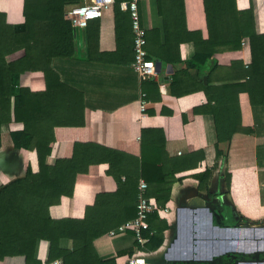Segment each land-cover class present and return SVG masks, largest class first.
Masks as SVG:
<instances>
[{"label": "crops", "instance_id": "0c3cea01", "mask_svg": "<svg viewBox=\"0 0 264 264\" xmlns=\"http://www.w3.org/2000/svg\"><path fill=\"white\" fill-rule=\"evenodd\" d=\"M130 1L121 0L118 21L114 3L105 7L102 16L92 19L80 34L72 25L74 56L53 61L60 79L73 87L72 100L82 105L85 126L77 137L85 135L86 139L89 137L107 147L125 143L136 152L143 129L158 128L164 132L170 157L198 150H203L205 157L197 168L186 172L183 181L173 186L170 201L161 215L168 228L160 248L138 249L137 238L131 231L105 233L94 240L100 257L116 256L117 264H230L232 256L239 255L231 264H264V223H250L239 215L224 177L226 169L245 172L254 169L257 205L250 206L242 197L239 203L249 216L250 212L255 214L253 209L264 207V106L252 105L247 91L239 94L242 124L254 132L235 133L225 157L217 156L213 115L196 111L207 102L203 87L208 81L216 87H232L245 81L240 67L252 62L251 46L248 38L242 37L239 47L236 19L252 17L255 31L263 34L264 0H138L148 53L161 63L152 80H143L132 66L135 58L132 17L123 5ZM207 4L213 17L219 19L216 37H210ZM24 6L25 0H0V13L5 14L7 23H23ZM223 18L228 21L221 26ZM199 52L203 54L198 57ZM209 52V58L205 57ZM195 59L199 66L187 68ZM215 63L218 67L210 74ZM178 68L183 70L178 72ZM176 74L180 83L172 87ZM20 82L31 86V72L23 73ZM38 86V89L45 87L41 75ZM144 98L147 107L142 112ZM21 127V123L10 122L2 128L0 185L24 175L29 165L34 170L38 168L35 150L14 147L10 132ZM68 144L67 134L58 138L48 162L54 163L63 156ZM207 167L212 169L211 176L202 184L199 175ZM107 170L108 164H94L87 173L79 174L74 194L54 205L52 214L83 217L98 193L117 189L116 180ZM256 236H261L258 242L252 240ZM222 240L227 241L226 248L217 249L216 244ZM123 251L126 253L118 255ZM48 257L49 243L41 240L36 250L39 264L62 260L49 261ZM0 264H26V258L7 256Z\"/></svg>", "mask_w": 264, "mask_h": 264}, {"label": "trees", "instance_id": "16d2710c", "mask_svg": "<svg viewBox=\"0 0 264 264\" xmlns=\"http://www.w3.org/2000/svg\"><path fill=\"white\" fill-rule=\"evenodd\" d=\"M81 1L25 0V21L17 24L7 23L5 14L0 13V147L3 126L21 123V128L10 132L14 147L35 150L38 159L37 170L29 165L24 175L0 185V260L23 255L26 264H39L37 245L46 240L49 261L61 258L64 264H117L116 256L100 257L94 240L137 215L141 179L148 183L146 196L156 209L148 217L149 228L142 231L145 241L137 239L135 246L145 251L157 250L165 240L168 223L161 215L174 184L183 181L186 172L197 168L205 157L203 150L170 157L164 132L158 128L143 129L136 152L125 143L107 147L86 139L85 135L77 137L85 126L82 105L72 100L73 87L60 79L53 61L75 54L74 28L66 16ZM120 2L115 1L117 21ZM207 10L210 37H216L219 19L210 13L208 4ZM227 21L223 18L219 24L223 26ZM236 29L239 47L242 37H247L251 46L252 62L240 67L245 81L232 87L211 86L208 81L203 87L207 102L196 109L214 117L218 157L228 155L235 133L254 132L242 124L239 94L247 91L252 105L264 106V33L255 31L252 17L237 18ZM210 55L211 52L205 57ZM196 60L187 68L198 67ZM217 67L215 63L209 73ZM27 71L33 81L29 87L20 82ZM40 75L45 79L43 89H38ZM174 78L172 87L180 83L179 74ZM66 134L69 141L66 153L54 163L48 162L55 141ZM104 163L108 164L107 173L116 180L117 189L98 193L83 217L54 216L51 208L63 197L74 194L78 175L87 173L91 165ZM211 172L209 167L201 171L202 184H206ZM224 177L239 215L250 223H264V207L252 208L255 214L250 212L249 216L239 203L242 197L250 206L257 205L254 169L246 172L226 169Z\"/></svg>", "mask_w": 264, "mask_h": 264}, {"label": "built area", "instance_id": "2783aa9c", "mask_svg": "<svg viewBox=\"0 0 264 264\" xmlns=\"http://www.w3.org/2000/svg\"><path fill=\"white\" fill-rule=\"evenodd\" d=\"M115 1L116 0H89L75 6L68 12L67 16L77 31H83L92 19L101 17L103 9L111 4H114ZM123 5L125 8L129 9L132 17L135 54L132 66L143 80H152L157 76L156 61L149 57L146 47V33L141 24L138 0H131L128 4L124 3ZM143 97H145V93H143ZM140 107L142 112L146 110L147 101L145 98L143 99ZM147 188L148 183L144 179H141L139 184L137 215L134 218L122 223L118 227L110 230L108 232L109 235L131 231L138 240L145 241V238L142 236V231L149 228L148 217L156 209V206L152 204L146 196ZM52 264L64 263L59 259L53 261Z\"/></svg>", "mask_w": 264, "mask_h": 264}, {"label": "rangeland", "instance_id": "374dc122", "mask_svg": "<svg viewBox=\"0 0 264 264\" xmlns=\"http://www.w3.org/2000/svg\"><path fill=\"white\" fill-rule=\"evenodd\" d=\"M87 1H89V0H83L84 3L87 2ZM208 230H209V228H206V231H208ZM260 239H261V236H256V238H252V240L255 241V242H258V240H260ZM253 241H251V239H250V244H251V243L253 244ZM216 246H217V249H218V248H226V246H227V241H226V240H222V241L219 243V245L216 244Z\"/></svg>", "mask_w": 264, "mask_h": 264}, {"label": "water", "instance_id": "95a60500", "mask_svg": "<svg viewBox=\"0 0 264 264\" xmlns=\"http://www.w3.org/2000/svg\"><path fill=\"white\" fill-rule=\"evenodd\" d=\"M78 34H80V31H78ZM78 41H79L78 52H80V44H81V40L79 39ZM160 65H161L160 62H156V68H157V70H159ZM251 256L255 257L256 255H251Z\"/></svg>", "mask_w": 264, "mask_h": 264}, {"label": "flooded vegetation", "instance_id": "af4514ba", "mask_svg": "<svg viewBox=\"0 0 264 264\" xmlns=\"http://www.w3.org/2000/svg\"><path fill=\"white\" fill-rule=\"evenodd\" d=\"M238 257H239V255L232 256V259H233V260L230 262V264L233 263L234 259H236V258H238ZM227 264H228V263H227Z\"/></svg>", "mask_w": 264, "mask_h": 264}]
</instances>
